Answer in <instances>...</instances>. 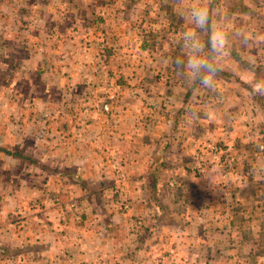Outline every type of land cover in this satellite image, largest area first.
<instances>
[{
	"label": "crops",
	"instance_id": "crops-1",
	"mask_svg": "<svg viewBox=\"0 0 264 264\" xmlns=\"http://www.w3.org/2000/svg\"><path fill=\"white\" fill-rule=\"evenodd\" d=\"M16 1L0 0V264H264V156L250 150L264 144L250 88L264 74L233 66L264 51L239 45L264 36L258 0L256 13L246 0H193L211 31L219 13L225 36L239 37L212 59L227 76L209 85L158 61L157 34L133 43L150 1ZM195 27L200 57L213 55ZM206 143L232 149L241 170L222 176L208 154L202 168ZM115 172L126 211L112 210ZM73 205L81 223H63Z\"/></svg>",
	"mask_w": 264,
	"mask_h": 264
},
{
	"label": "rangeland",
	"instance_id": "rangeland-1",
	"mask_svg": "<svg viewBox=\"0 0 264 264\" xmlns=\"http://www.w3.org/2000/svg\"><path fill=\"white\" fill-rule=\"evenodd\" d=\"M12 1H14V2L11 3ZM147 1H150L149 4L148 3L145 4L147 12L149 9L151 10V13L149 14L150 18H149L148 22L146 23V21H145V23L147 24L146 26L148 28L144 29L143 30L144 32L143 31L142 32L137 31L135 38L132 39L133 43L136 42L137 45H142L145 42L148 44H151V42H153L155 40L153 35L157 34L158 42L164 40V41H162V43H164V45H163L162 51L156 53V55H155L156 59L158 61H162L161 60L162 58H166V60H169L170 62L172 61L173 64H178L177 65L178 67H180L181 66L180 64L182 63L183 67L180 70H177V72L174 71V73L177 75H179V74L181 75L182 74L181 70H183L184 75L193 76L194 74L191 72V70L187 66L190 49H189L188 43L185 42V35H184L185 33H189V32L192 33V31L197 28V27H195V24H194L192 17L190 15V10L192 9L193 0H179L177 2H176V0H147ZM254 1L255 0H246L245 1V2H247L246 4H240V5L243 7H246L250 13H256L251 8V7H254L252 4ZM11 2H10V4L14 5V7L16 8L17 7V1L11 0ZM258 3H259L258 5L262 6V8L264 9V0H258ZM221 4H222V1H221ZM18 6L20 7V5H18ZM205 6L206 5L203 3L198 5V7H202V8H205ZM60 7H61V5H60ZM145 7H143L141 5V8L139 9V12L141 14L144 13L145 9H143V8H145ZM160 7L165 9L166 15H167V13L168 14L172 13L171 14L172 16L168 17V18L166 16L164 19L163 18L160 19L159 13H158L160 10ZM56 9H59V5H57ZM263 12H264V10H263ZM186 14H188L187 15L188 18L183 19L184 18L183 16ZM145 15L147 16V14H145ZM216 16H217V18H214V20L211 21V22H213L212 29H213V31H214V29H216V30L220 29V31H221V27H220V26H222L221 22L227 23L228 21L221 20L223 17H222V15H219V13H216V14L214 13V17H216ZM209 22H210V19H209ZM261 22H262V27H263L262 30H264V19ZM211 26H212V24H211ZM121 29H123V28H120V30ZM175 29H178V34H175V33H177V32H175ZM262 35L263 34L261 32L258 35L259 36L258 40H256L255 35L251 36L250 38L243 35L240 37L241 41H240L239 45L241 44L242 46L244 45V47H246L249 44L250 46L255 47V45L257 43L260 44V43H262L261 41H264V36H262ZM161 36H163L162 39H160ZM197 38H198V41L201 42L203 39V36L199 35ZM250 39H253L254 41L250 40ZM238 42H239V37L234 36V35H230V34L226 35V44L225 45L227 47L229 45H232V47L235 48L238 45ZM165 45H167L168 48H171V50L167 52L166 49H168V48L165 49ZM223 48L222 49H215V53L211 56V58L216 59L218 61V63H221L222 62L221 60L224 59L223 58L224 53L221 51V50H223ZM103 50H104V48H101V51L100 52L98 51L97 53L105 55ZM179 50L182 52H179ZM253 53H255V51ZM257 54H258V52H257ZM249 55L250 56L247 57L248 60L246 59L242 63H241V61H242L241 59H240V63H239V61L234 60L233 66L239 67V65H240L241 70H243L244 72H245V70H247L249 72L254 71L253 73L256 74V76L257 75L262 76L264 74V51H263V53H259V55H258L259 59L257 58V61H256V58L254 55H251V54H249ZM252 57L255 59L253 60ZM138 58L147 59L148 57L144 56V58H143L140 56V54H138ZM219 61H221V62H219ZM256 63L258 64L257 67H256ZM261 67H263V68H261ZM178 71H180V72H178ZM156 74H159V71H157ZM171 75H173V74H171ZM171 75H169V76H171ZM250 88H252L253 91L255 90L256 91L255 94L258 95L259 99L262 100L261 102H262L263 110H262V112H260V114L264 113V88H262L260 85H256V86L250 87ZM243 104H244V102H243ZM263 118H264V116H263ZM253 119L254 120H252V121H253V125H254V123H256L255 122L256 120H255V118H253ZM261 119H262V116L260 117V120L259 119L257 120V125L259 124V129H253V131H252L253 136H257L260 134V137H261V134L264 135V120L262 121ZM263 146H264V144H263ZM263 146H262V148H258V149H255V147H253L250 150H251V152H253V154H257L259 156V153H260L262 156H264V147ZM215 147H220L223 149L225 148V149L229 150V152L226 153L227 160L230 161V163L228 164L230 166L226 171L227 174H230V173L232 174V172L241 170L240 169L241 163L236 160L234 151L232 149H230L228 146H224V145L218 146L216 144H209V143L205 144V147L203 148V150H205L204 153H201V155H199L200 163L203 165V168L205 167L204 163L207 161H206V159H204V157H201V156L204 155L207 157V154H208V155L215 157L213 150L211 151V148H215ZM221 151H223V150H221ZM218 155L219 154H217V156ZM216 162H215V164L217 165ZM220 168H223V165H221ZM118 173L115 172V175H114V177H116V183H117V187L114 188L115 193L117 194V199L113 201L114 209H112V210L126 211L129 208L130 198H128L126 196L127 191H126V188H124L125 187V185L123 183L124 180L119 182V179L117 178L118 177L117 175H119ZM220 173H221V171H220ZM125 205H126V207H125ZM30 207H31V209H34V208H36V205L33 204ZM70 209L72 210V213L71 212L68 213L69 215L66 213V215L62 219L63 223H68V222H70V223H81L82 214L79 211V209L76 210V207H74V205ZM67 215H68V217H67ZM56 222L61 223V221H59V220L58 221L56 220Z\"/></svg>",
	"mask_w": 264,
	"mask_h": 264
},
{
	"label": "clouds",
	"instance_id": "clouds-1",
	"mask_svg": "<svg viewBox=\"0 0 264 264\" xmlns=\"http://www.w3.org/2000/svg\"><path fill=\"white\" fill-rule=\"evenodd\" d=\"M190 15L196 26L202 31H208L207 46L213 49H222L226 44V36L222 31H211L209 27L208 10L202 7L192 8ZM185 42L188 43L190 52L187 66L191 72L196 75L202 83L209 85L211 76L215 73L213 65L205 62L199 55V46L195 41L193 33H185Z\"/></svg>",
	"mask_w": 264,
	"mask_h": 264
},
{
	"label": "built area",
	"instance_id": "built-area-1",
	"mask_svg": "<svg viewBox=\"0 0 264 264\" xmlns=\"http://www.w3.org/2000/svg\"><path fill=\"white\" fill-rule=\"evenodd\" d=\"M102 109L103 111L105 112H109L110 110V105L108 103H104L103 106H102ZM213 150V153L215 154V158L217 159V168L219 169V171H221V174L222 176H225L227 175V169L229 168L230 165H228L230 163V161L227 160V157H226V153L229 152L228 149H223V148H220V147H215V148H211V151ZM223 150V151H221ZM217 154H219L217 156ZM214 157V156H213ZM202 165V164H201ZM204 165L206 166L207 163L205 162ZM223 165V168H220V166ZM197 168L199 169V171H201V169L203 168V165H202V168L200 166H197ZM119 175H117L118 179H119V182L123 181V175L118 173ZM126 207V205H125ZM163 262V259H156L155 261L152 262V264H161Z\"/></svg>",
	"mask_w": 264,
	"mask_h": 264
},
{
	"label": "trees",
	"instance_id": "trees-1",
	"mask_svg": "<svg viewBox=\"0 0 264 264\" xmlns=\"http://www.w3.org/2000/svg\"><path fill=\"white\" fill-rule=\"evenodd\" d=\"M209 27H210V25H209ZM203 32H206V36L204 37L205 39L203 40V41H201V43H203V45L205 46V49L207 50H209V48L210 47H208L207 46V39H208V31H203ZM210 50H211V48H210ZM209 52V51H208ZM211 53H210V56L208 57H205V58H203V60L205 61V62H207V63H209V64H211V65H213L214 66V68H215V73L213 74V75H215V76H218V77H225V76H227V72H225V71H223V70H221L220 68H218L214 63H213V60H212V58H211V54H212V51H210ZM202 53H200V55H201Z\"/></svg>",
	"mask_w": 264,
	"mask_h": 264
}]
</instances>
